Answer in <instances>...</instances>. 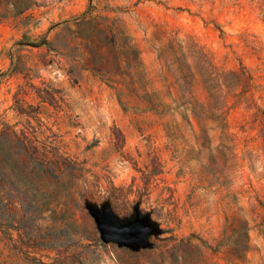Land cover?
Returning <instances> with one entry per match:
<instances>
[{
    "label": "rangeland",
    "instance_id": "1",
    "mask_svg": "<svg viewBox=\"0 0 264 264\" xmlns=\"http://www.w3.org/2000/svg\"><path fill=\"white\" fill-rule=\"evenodd\" d=\"M0 264H264V0H0Z\"/></svg>",
    "mask_w": 264,
    "mask_h": 264
},
{
    "label": "water",
    "instance_id": "2",
    "mask_svg": "<svg viewBox=\"0 0 264 264\" xmlns=\"http://www.w3.org/2000/svg\"><path fill=\"white\" fill-rule=\"evenodd\" d=\"M123 235H124V233L112 232L111 229L108 227V225H103L102 226V239L104 241H108V240H117V241L126 240L123 237Z\"/></svg>",
    "mask_w": 264,
    "mask_h": 264
}]
</instances>
